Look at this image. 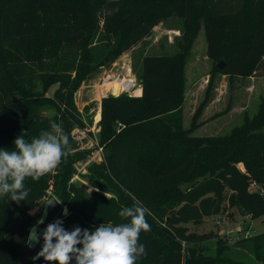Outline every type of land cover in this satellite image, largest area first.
<instances>
[{
    "label": "trees",
    "instance_id": "obj_1",
    "mask_svg": "<svg viewBox=\"0 0 264 264\" xmlns=\"http://www.w3.org/2000/svg\"><path fill=\"white\" fill-rule=\"evenodd\" d=\"M169 18L182 21L179 52L141 58L140 97L108 95L100 101L98 137L104 157L94 168L119 186V201L88 198L68 183L82 155L71 154V132L88 130L74 94L92 73L110 67ZM201 28L207 59L224 67L216 65L208 75L204 98L190 127L183 129L186 58ZM263 69L264 0H0V150H13L21 133L30 142L49 130L51 121L69 135L68 155L59 167L39 181L25 180L29 195L23 202L0 197V264H17L19 247L36 219L29 211L49 195L50 186L54 197H67L62 204L68 214L59 220L68 231L126 222L118 215L123 207L139 203L147 208L151 230L140 234L146 255L137 264H241L226 253L227 246H219L215 255L198 252L192 244L197 236L179 223L220 213L224 187L231 192L229 205L241 215H264V101L254 117L245 115L243 124L226 136H191L201 126L197 119L210 102L216 75L230 83ZM16 95L20 99L10 101ZM238 163L245 173L238 171ZM250 183L259 188L250 191ZM263 235L234 244L264 264L259 253ZM42 245L41 235L26 264H46L35 259Z\"/></svg>",
    "mask_w": 264,
    "mask_h": 264
},
{
    "label": "rangeland",
    "instance_id": "obj_2",
    "mask_svg": "<svg viewBox=\"0 0 264 264\" xmlns=\"http://www.w3.org/2000/svg\"><path fill=\"white\" fill-rule=\"evenodd\" d=\"M182 36L183 25L180 19L169 18L164 20L155 26L149 38L123 54L110 67L100 68L92 73L74 94V103L77 109L83 113L84 121L88 123V130L74 129L71 132V138L75 142V150L71 154L81 152L82 155L73 164V172L68 183L82 190L86 197L104 196L119 201L117 192L120 188L114 182L110 183L101 178L99 176L100 168H94V166L103 163L104 157V150L99 144L98 137L100 112L98 111L97 102H89L90 100H85V98L87 95H92V93L93 96L90 98H94L96 95L97 100H100L103 95L130 96V93H133L139 85L138 74L141 58L144 55L176 54L179 52V45L183 41ZM218 64L211 62L206 57L205 35L201 28L186 58V100L182 108L183 129L190 127L192 116L204 98L209 79L208 75L214 73L213 71ZM263 75L264 69L260 70L253 78H233L230 83L228 78L216 75L210 94V101L215 102L207 104V109L197 119V122H201V126L194 130L191 136L212 138L226 136L234 128H238L243 124L245 115L249 119L254 117L260 103L264 101ZM124 86L127 87V90H124ZM54 89L53 87L48 95H52ZM80 132L84 133L82 139L77 137ZM236 168L239 172L245 173L243 163L236 164ZM90 179L107 186V189L95 185L92 182L93 180ZM184 186L181 188H184ZM258 188L259 186L255 183H250L248 186L250 191ZM222 190L225 198L220 213L204 217L196 223L181 222L179 225L186 228L188 233L197 236V240L192 244L200 253L215 255L219 246H227L226 253L235 261L241 264H262L251 250L234 244L236 240L245 237V232H235L233 229L237 224H240L243 228L247 229L249 227L250 236L264 234V215L257 218L241 215L236 207L229 205L227 198L231 192L226 187ZM50 191L51 186L48 189V194L52 195ZM45 198H42L29 211L31 215L36 214ZM65 198L67 197L57 199L62 203ZM65 207L67 208L66 205ZM259 242L261 244L259 253L264 256V235L259 238ZM17 264H23L18 255ZM220 264L231 263L222 262Z\"/></svg>",
    "mask_w": 264,
    "mask_h": 264
},
{
    "label": "clouds",
    "instance_id": "obj_3",
    "mask_svg": "<svg viewBox=\"0 0 264 264\" xmlns=\"http://www.w3.org/2000/svg\"><path fill=\"white\" fill-rule=\"evenodd\" d=\"M68 149L69 135L56 121H51L50 129L41 131L30 142L21 133L14 140L13 150H0V197L7 196L17 204L23 202L29 195L25 180L39 181L53 173L68 155ZM63 214H68L67 209ZM148 214L149 210L139 203L123 207L118 215L126 222L101 223L92 231L78 226L68 231L58 219L43 231L42 249L35 259L43 258L46 264H71L73 260L75 264H137L146 255L139 237L141 232L151 230ZM40 223L43 221L30 230L29 247L39 241Z\"/></svg>",
    "mask_w": 264,
    "mask_h": 264
},
{
    "label": "water",
    "instance_id": "obj_4",
    "mask_svg": "<svg viewBox=\"0 0 264 264\" xmlns=\"http://www.w3.org/2000/svg\"><path fill=\"white\" fill-rule=\"evenodd\" d=\"M224 64L220 62L217 65L218 69H223ZM20 99V96L16 95L10 98V101H18ZM7 116L11 117H17L13 112H7L5 113ZM51 202H53L51 205ZM64 209H67L64 204H62L56 197L53 195L47 196L41 203L40 207L38 208L36 214H35V222L32 224V226L26 231L25 237L23 239V242L21 243L19 250H18V256L20 257L21 261L23 263H28L30 256L37 246L38 242L34 243L32 247H29L28 245V237L30 235V230L33 226H36L39 221H43V223L39 224V227L37 228V236L39 237V240L41 238V235L43 231L46 229L48 224L58 220L60 216H65L63 214ZM68 212V210H67ZM46 213V214H45Z\"/></svg>",
    "mask_w": 264,
    "mask_h": 264
},
{
    "label": "crops",
    "instance_id": "obj_5",
    "mask_svg": "<svg viewBox=\"0 0 264 264\" xmlns=\"http://www.w3.org/2000/svg\"><path fill=\"white\" fill-rule=\"evenodd\" d=\"M156 56H159V55H156ZM222 78H225L226 76H221ZM227 78V77H226ZM229 80V79H228ZM141 94H142V89H141V86L140 85H138L137 86V88L133 91V93H130V96H133V97H140L141 96ZM93 96V93H92V95H87V97L85 98V100L87 99L89 102H97V107H98V111L100 112V101H101V99L102 98H104L106 95H103L102 97H101V99L100 100H97V98H96V95H95V97L94 98H90V97H92ZM94 100V101H93ZM185 100H186V93H185ZM211 102V101H210ZM209 102V103H210ZM212 102H215V101H213L212 100ZM211 102V103H212ZM207 107H208V105L204 108V110H206L207 109ZM204 110H203V112H204ZM202 112V113H203ZM225 113H226V111H225ZM199 123H201V122H199Z\"/></svg>",
    "mask_w": 264,
    "mask_h": 264
},
{
    "label": "built area",
    "instance_id": "obj_6",
    "mask_svg": "<svg viewBox=\"0 0 264 264\" xmlns=\"http://www.w3.org/2000/svg\"><path fill=\"white\" fill-rule=\"evenodd\" d=\"M78 135L79 136H77L78 137V139H82V138H84L83 136H84V133H78ZM245 217H250L249 215H244ZM235 232H242V231H244L245 232V237H247V236H250V232H249V227H247V229L246 228H243L240 224L238 225H236L235 226V228L233 229Z\"/></svg>",
    "mask_w": 264,
    "mask_h": 264
}]
</instances>
